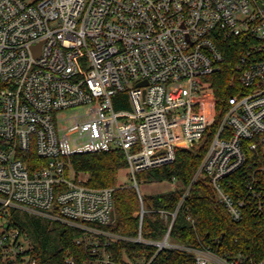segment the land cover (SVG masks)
Returning a JSON list of instances; mask_svg holds the SVG:
<instances>
[{"label":"built area","instance_id":"2783aa9c","mask_svg":"<svg viewBox=\"0 0 264 264\" xmlns=\"http://www.w3.org/2000/svg\"><path fill=\"white\" fill-rule=\"evenodd\" d=\"M229 56L236 92L217 123L210 76ZM205 139L194 181L205 176L236 220L262 210L264 0H0V264H36L12 208L72 229L64 264H150L120 260L119 239L183 250L195 264H264L172 242L182 202L160 210L161 240L143 236L144 209L138 236L107 229L116 187L88 185L73 165L74 155L122 150L140 192L138 172Z\"/></svg>","mask_w":264,"mask_h":264},{"label":"trees","instance_id":"16d2710c","mask_svg":"<svg viewBox=\"0 0 264 264\" xmlns=\"http://www.w3.org/2000/svg\"><path fill=\"white\" fill-rule=\"evenodd\" d=\"M235 63V58L227 57L220 69L210 76L211 89L218 97L217 123L225 113L229 97L236 92L230 88ZM122 95L125 97V94ZM117 98V109L129 108L127 99L118 103ZM208 143L209 140L205 139L200 150L179 148L172 163L137 173L139 187L143 183L174 179L181 183L180 187L165 192L143 194L141 189L139 192L130 184L119 185V172L127 167L125 154L119 149L74 155L73 165L76 170L89 175L88 185L116 187V218L107 229L117 234L138 236L144 209L143 236L149 240H161L168 225L160 210L174 212L182 202L172 227V242L194 247L211 246L229 256L243 252L264 260V208L256 212L249 208L241 220H236L219 201L214 187L205 176L194 181ZM8 218L12 225L31 237L36 264H64L65 254L77 248L72 229L64 223L16 208L9 210ZM112 248L120 260L126 257L135 261H151L150 264H195L192 253L179 249L163 248L157 252L158 248L154 245L127 239H119Z\"/></svg>","mask_w":264,"mask_h":264},{"label":"rangeland","instance_id":"374dc122","mask_svg":"<svg viewBox=\"0 0 264 264\" xmlns=\"http://www.w3.org/2000/svg\"><path fill=\"white\" fill-rule=\"evenodd\" d=\"M81 175L84 177H88V174L80 171ZM132 180L128 175V171L126 168H123L119 172V180L118 184L119 185H126L130 184L131 185ZM180 187L181 183L177 181L176 179L172 181H162V182H153V183H143L140 186L141 192L144 194L148 193H158V192H165V191H170L175 189L176 187ZM176 243V242H175Z\"/></svg>","mask_w":264,"mask_h":264},{"label":"water","instance_id":"95a60500","mask_svg":"<svg viewBox=\"0 0 264 264\" xmlns=\"http://www.w3.org/2000/svg\"><path fill=\"white\" fill-rule=\"evenodd\" d=\"M200 148H201V147H200V146H198L196 149H197V150H200ZM113 217H114V213H113Z\"/></svg>","mask_w":264,"mask_h":264}]
</instances>
